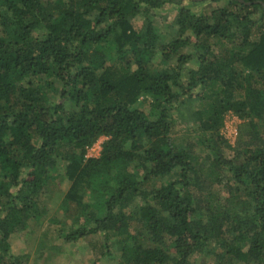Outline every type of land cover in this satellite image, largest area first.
<instances>
[{
	"label": "trees",
	"instance_id": "obj_1",
	"mask_svg": "<svg viewBox=\"0 0 264 264\" xmlns=\"http://www.w3.org/2000/svg\"><path fill=\"white\" fill-rule=\"evenodd\" d=\"M196 4L0 0V264H26L10 239L41 218L60 162L66 242L99 234L115 264H264V0ZM228 112L243 121L230 155Z\"/></svg>",
	"mask_w": 264,
	"mask_h": 264
},
{
	"label": "rangeland",
	"instance_id": "obj_2",
	"mask_svg": "<svg viewBox=\"0 0 264 264\" xmlns=\"http://www.w3.org/2000/svg\"><path fill=\"white\" fill-rule=\"evenodd\" d=\"M191 2L193 1L183 0L185 5H190ZM224 3L225 0H221L219 3L212 0L199 1L192 6V9L193 11H210ZM176 14L177 7L173 4H167L163 9L157 11L156 23L165 35L164 41L171 38V27ZM141 21L140 18L136 19V24H140ZM190 51L191 49L185 50V52ZM156 58L159 59V53ZM173 61H176V58ZM195 104L197 105V103ZM242 123L243 121L233 112H228L225 116L222 134L231 145L227 149L228 155L233 153ZM175 136L181 140L189 137L190 133H188L185 125H180ZM104 140L105 138L102 137L91 146L87 150V156L98 157ZM58 173L63 176L64 164L62 162L58 165ZM61 177L54 182L55 185L56 183L59 184V187L54 188V184L50 185V188L39 200L41 218L39 220L31 219L27 230L11 236L12 252L17 256L24 255L27 258L26 264H115L119 254L115 247L111 256L102 257L101 255L104 242L101 235H91L76 243L66 242L61 236V230L71 226L72 222V218L61 207L71 182ZM87 191L88 189L85 187L81 189L85 201L88 199ZM191 262L192 264H214V259L211 255L199 254L194 256Z\"/></svg>",
	"mask_w": 264,
	"mask_h": 264
},
{
	"label": "water",
	"instance_id": "obj_3",
	"mask_svg": "<svg viewBox=\"0 0 264 264\" xmlns=\"http://www.w3.org/2000/svg\"><path fill=\"white\" fill-rule=\"evenodd\" d=\"M190 1L199 2V1H205V0H190ZM239 1L243 2V0H239Z\"/></svg>",
	"mask_w": 264,
	"mask_h": 264
}]
</instances>
